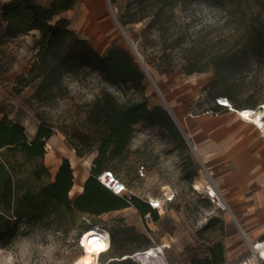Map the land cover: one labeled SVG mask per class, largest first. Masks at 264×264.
<instances>
[{"label":"rangeland","instance_id":"rangeland-1","mask_svg":"<svg viewBox=\"0 0 264 264\" xmlns=\"http://www.w3.org/2000/svg\"><path fill=\"white\" fill-rule=\"evenodd\" d=\"M129 1L111 0V5L109 0H79L77 8L69 12L71 27L81 37L87 38L101 54H106L117 43L124 44L133 53L137 66L143 70L114 15L119 20L124 18ZM181 19L186 21L192 35L191 39L187 38L182 43L188 49L177 46L172 50L171 61L175 66L172 72L158 66L164 60L160 55L161 40L157 33L144 39L140 35L143 21L128 23L124 28L136 44L189 142L184 138L182 143L166 125L140 121L135 124L134 136L126 151L114 161L111 169L125 183L126 190L122 194L125 197L138 196L145 201L150 197L165 200L166 195H173L174 198L164 203L163 210L156 209L158 219L150 213L143 215L133 204L101 215L79 212L58 215L50 212L41 224L30 228L26 234L6 245L0 244V264H74L83 253V235L95 226L107 229L111 236L112 248L100 256V264H127L120 263L122 255L156 244L164 245L169 264H193L194 259L209 255L219 242L224 244L225 257L230 253L229 256L236 258L229 264L239 262L249 254V243L241 223L249 232V228L263 226L264 221L257 218L244 222L249 208L245 204H232L230 208L238 221L242 219L239 224L232 217L229 207L214 205L204 193L209 178L223 192L229 185L224 173L238 170L241 165L221 155L215 160L217 166L211 170L191 145L193 141L186 131L184 115L201 114L217 103V97L213 99L199 81L202 77H207L209 81L212 79L218 72L215 63L221 66L219 72L236 84L239 103L253 108V103L264 100V0H222L218 5L196 1L182 12ZM244 45L248 50L240 52L238 49ZM188 60L196 62L202 71L187 74L184 65ZM19 79H15L13 84L7 83L8 78L0 77L3 85L0 88L2 109L26 127L29 139L33 138V132L42 122L54 128L46 143L45 155L51 174L41 180L34 177V161L24 153L3 150L5 154L1 156L0 151L1 158L13 165L18 174V190L22 191H37L40 185L54 180L65 158L70 160L74 170L86 172L88 177L91 175L97 154L95 145L91 143L96 135L80 138L78 132L85 125V109L102 91L113 93L120 101L147 96L151 107L162 104L166 108L156 85L148 76L145 83L136 86L121 79L108 80L99 70L89 67L66 74L61 86L53 88L52 96L47 100L35 96L40 78L24 85L18 93L14 88L16 85L22 87ZM48 143L53 149L48 148ZM76 143H79L81 155L77 152ZM260 157L264 159L262 145ZM195 170H198V175L191 178ZM199 182L200 189L196 188ZM82 192L73 188L70 196L75 199ZM252 194L250 191L247 198ZM14 208L8 213L23 215L24 222L30 218L21 194H17ZM114 232L116 244H112ZM254 236L264 237V234L256 233Z\"/></svg>","mask_w":264,"mask_h":264},{"label":"trees","instance_id":"trees-1","mask_svg":"<svg viewBox=\"0 0 264 264\" xmlns=\"http://www.w3.org/2000/svg\"><path fill=\"white\" fill-rule=\"evenodd\" d=\"M204 1L210 5H218L222 0H130L126 5V16L120 17L123 26L128 23L144 22L140 35L147 39L157 33L161 40L160 55L164 63L159 68L166 72L175 70L171 61L172 50L177 46L186 50L184 43L191 39L192 33L181 14L190 4ZM77 0H52L50 5L43 6L38 0H8L1 5L2 19L5 27L0 33V40L13 38L30 33L37 29L41 34L39 50L33 59L27 75L21 76L14 88L21 92L24 85L40 78L35 96L47 100L52 96L53 88L62 84L66 74L94 68L103 76L115 81L121 79L139 86L147 80L146 73L137 66L133 53L124 44L113 45L106 54L98 52L87 38L81 37L72 27L70 19L60 16L64 11L73 8ZM127 16H130L128 18ZM194 46V43L191 47ZM246 52V45L238 49ZM218 72L203 87L210 92L212 98L227 97L237 108L246 107L238 102L236 84L225 74L219 72L221 66L216 64ZM187 74L202 71L196 62L188 60L184 65ZM258 100L251 105L258 108L264 104ZM224 106L216 104L214 111H220ZM152 122L166 125L184 143V137L174 122L169 111L162 105L150 106L149 98L128 99L120 101L113 93L102 91L87 109H85L84 128L78 134L80 138L96 135L93 146L97 150L83 192L75 199L70 196L74 186V169L68 158L60 164L54 180L40 185L37 191L18 190L20 179L13 165L1 158L3 150L12 153L22 152L34 161L33 174L37 180L50 176L49 167L45 163L46 143L53 135V125L42 122L34 137L29 139L26 127L12 119L0 105V244L13 242L30 228L41 224L45 216L54 212L61 215L65 212H79L101 215L105 212L135 205L143 215L152 214L155 219L159 215L149 203L138 196L131 198L117 195L98 176L107 169L113 172L114 161L126 151L135 132V124ZM78 154H82L79 143H76ZM198 175L195 170L191 178ZM17 194H21L22 202L30 213V218L24 222L23 215L9 214L14 210ZM13 217H16L15 219ZM24 223V225H22ZM117 236L113 233L112 244H116ZM112 248V245H111ZM110 248V249H111ZM131 254V253H130ZM123 256V255H122ZM121 257H119L120 259ZM120 263L138 264L132 258H121ZM226 261L224 244L219 242L209 255L196 258L193 264H223Z\"/></svg>","mask_w":264,"mask_h":264},{"label":"crops","instance_id":"crops-1","mask_svg":"<svg viewBox=\"0 0 264 264\" xmlns=\"http://www.w3.org/2000/svg\"><path fill=\"white\" fill-rule=\"evenodd\" d=\"M5 1L8 0H0V33H2L6 25L1 14V5ZM38 2L43 6H48L52 0H38ZM78 5L79 0H77L73 8L64 11L60 16L70 19L69 12L77 8ZM40 38L39 30L34 29L30 33L17 37L1 39L0 77L8 78L9 81L7 83L15 84V79L26 75L30 68V63L39 50ZM7 67L9 68L6 69ZM199 81L202 82V85H206L209 79L202 77ZM216 104H213L212 107ZM212 107L198 115L191 114L189 117L185 114L186 131L197 148L200 157L211 170H214L217 166L218 162L215 160L221 155L224 158H228L230 162L241 165L238 170L224 173L229 185L225 187L226 189L222 193L223 195L225 194L224 198L228 200L226 202L229 206L232 204L247 205L246 207L249 210L245 212L244 222L247 223L257 218L263 222L264 159H260V147L261 145L264 146V135L254 123L241 117L237 111L229 108L214 111ZM235 108L238 109L237 107ZM37 129L33 132V137ZM250 191L253 193L252 197L247 198L246 195ZM240 221L242 222V219L238 221L239 224ZM241 227L246 230L242 223ZM246 231L252 242L264 238H256L254 236L256 233L259 235L260 233L261 235L264 234V225L257 229L249 228V232L248 230ZM229 255L230 253L226 255V264L236 261L235 257Z\"/></svg>","mask_w":264,"mask_h":264},{"label":"built area","instance_id":"built-area-1","mask_svg":"<svg viewBox=\"0 0 264 264\" xmlns=\"http://www.w3.org/2000/svg\"><path fill=\"white\" fill-rule=\"evenodd\" d=\"M0 88H2V84H0ZM223 98H227V97H218L217 103L224 106L225 108L230 109L231 105H223L224 103V101L222 100ZM261 107H264V104L260 105L258 108L255 109H260ZM108 177L114 179V181L110 179L111 182H113V186H111L110 183H108L106 180H103V178H108ZM98 179L109 189H111L115 194L123 196L122 194L126 190V185L118 177L116 176L113 177V172L104 171L101 175L98 176ZM204 190H205L204 193L206 194L207 198L214 205L224 208L223 203H226V200L224 198L221 189L212 178L207 179ZM166 196L167 198L165 200L162 198L150 197L147 202L149 203L152 209L155 210L157 209L158 211H161L164 209V205H165L164 203L174 198L173 195H166ZM87 233L88 232H86L83 235V238ZM248 243H249V254L244 259L239 261L237 264H263L264 255L262 254V251L264 249V238L256 240L254 242L248 240ZM152 246L158 247L156 252H152L151 248L148 247L146 249L134 251L133 253L128 255H123L122 258L130 257L138 264H169L165 256V250L163 247L164 245L156 244Z\"/></svg>","mask_w":264,"mask_h":264},{"label":"bare ground","instance_id":"bare-ground-1","mask_svg":"<svg viewBox=\"0 0 264 264\" xmlns=\"http://www.w3.org/2000/svg\"><path fill=\"white\" fill-rule=\"evenodd\" d=\"M224 101L223 104L225 105H231L230 109H233L238 112V114L246 119L247 121H250L254 123L263 133L264 135V107H261L260 109L255 108H249V107H243L236 109L229 98H223ZM48 148L53 149L51 144L48 143ZM195 150L197 154L200 156L197 148L195 147ZM113 177H115L113 173ZM88 176L86 172L81 173L77 170H74V186L73 188L79 189L80 191H83L85 182L87 180ZM111 178H103V180H106L108 183H110L111 186H113L114 179ZM116 183V182H115ZM196 188L200 189L201 184L200 182L196 184ZM224 208H230V206L226 203H223ZM230 212L232 214V217L238 221L237 216L235 213L231 210ZM88 233L84 236L82 247H83V253L80 255L78 260L74 264H100V256L108 251L111 248V236L107 229H104L99 226H95L90 228V230L87 231ZM243 233L249 239V234L245 229H243ZM246 233L248 235H246ZM165 246H168L166 244ZM151 248L152 252H156L158 247L152 246ZM262 254L264 255V249L262 251Z\"/></svg>","mask_w":264,"mask_h":264},{"label":"water","instance_id":"water-1","mask_svg":"<svg viewBox=\"0 0 264 264\" xmlns=\"http://www.w3.org/2000/svg\"><path fill=\"white\" fill-rule=\"evenodd\" d=\"M109 2H110V4H111V0H109ZM111 5H112V4H111ZM111 7H112V6H111ZM113 13H114V12H113ZM114 15H115V17H116V19H117V21H118V23H119V25H120L122 31L124 32L125 37L127 38L129 45L131 46V48L133 49V51L136 53V55H137V57H138V61L140 62L141 66H142V68H143V71H144V72L146 73V75L151 79V81L156 85V87H157V89H158V91H159V93H160V95H161V97H162V99H163V101H164V103H165V105H166V109L169 110L170 105H169V103L167 102V100H166L164 94H163L162 91L160 90L159 86L157 85L156 81L154 80V77H153V75H152L150 69L148 68L147 64L145 63L144 59L142 58V55L140 54V52H139V50H138L136 44L134 43V41L132 40V38L128 35L127 31L125 30V28H124L123 24L121 23V21L118 19L117 15H116L115 13H114ZM169 112H170L171 116L173 117V119H174L176 125L179 127V125H178V123H177V121H176L175 116H173V114L171 113L170 110H169ZM179 130L181 131V133H182L183 137L186 139V141L189 142V140L187 139V137H186L184 131H183L180 127H179ZM190 143H191V142H190ZM191 145H192L193 148L195 149V146H194L192 143H191ZM238 223H239V222H238ZM241 229H242V227H241ZM242 231H243V229H242Z\"/></svg>","mask_w":264,"mask_h":264}]
</instances>
